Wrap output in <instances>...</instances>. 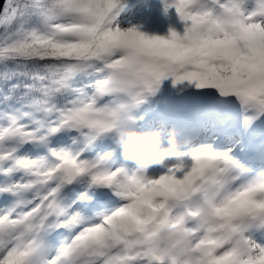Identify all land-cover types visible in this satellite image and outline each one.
<instances>
[{
  "label": "snow or ice",
  "instance_id": "1",
  "mask_svg": "<svg viewBox=\"0 0 264 264\" xmlns=\"http://www.w3.org/2000/svg\"><path fill=\"white\" fill-rule=\"evenodd\" d=\"M121 5L0 0V264H264V0H165L168 36ZM168 77L195 144L149 177L115 130Z\"/></svg>",
  "mask_w": 264,
  "mask_h": 264
},
{
  "label": "rangeland",
  "instance_id": "2",
  "mask_svg": "<svg viewBox=\"0 0 264 264\" xmlns=\"http://www.w3.org/2000/svg\"><path fill=\"white\" fill-rule=\"evenodd\" d=\"M158 3L159 0H122V5L119 9V15H118L119 23L123 27H131L134 25L138 28V30L146 33L149 36L151 35L168 36L170 35V30H175L180 34H183L185 27L179 24L178 22L162 24L156 27L155 29L149 30L148 26H146V21L148 20V14L150 10L154 8ZM172 81H173L172 77H168L162 80L161 85L159 89L156 91V93L150 95L147 98V100L144 103H142L138 109L134 110L133 114L135 117L138 118L134 126L141 129H143L142 128L143 126H146L145 124L140 126L137 125V123L142 122L144 118L149 117L148 116L149 110H154L156 114L158 113L157 115L160 118L159 121L163 122V125H165L166 118H168L167 116H165L166 115L165 113H167L168 111V114H171L177 118V120L172 118L171 120H172V124L176 128L179 127V129L176 130V132H179L178 135H176V137L178 140L181 139V141L178 142V149L180 153L183 154V150L185 147L190 148V145H192L193 147L195 144V141L193 140L194 136L187 134L188 128L190 127L195 128V127L191 123V120L189 121L187 114H182V111H184L183 109L187 108L185 105L186 103L188 104V106L191 104L188 103L189 101H191L194 104V101L192 100L191 96L192 94L194 95L199 94L201 90L197 89L194 83H189L187 81H184L173 84ZM175 90L177 91L183 90V94H180V96L178 97L175 96L172 97L171 94H173L172 92H174ZM175 100H177V102L173 103V101ZM169 102H171L170 104H168L170 105L169 107L170 109L165 110L167 106L166 104ZM191 106H189V108ZM143 109H145L144 112H142ZM161 110L163 111L162 114L160 112ZM183 116L185 117L182 119ZM155 119L156 118L152 120L149 119V121L150 124L154 123L157 126L158 121ZM176 121L178 122L179 125L175 123ZM146 124H148V122H146ZM163 128L165 129V131L168 129V127L165 126ZM189 136H192V139H189ZM164 141H166L167 143L166 139ZM184 142H186L187 145L186 143L185 145H183ZM184 155L187 154L184 153ZM174 157L175 156L165 157V160L162 164H153L148 166L146 168V175H148L149 177H156L162 173L167 172L169 166L173 164V163L170 164V162L176 159V157L175 158ZM183 158L184 160L186 158L190 159L189 156ZM135 165L137 166V164ZM159 167H161L162 169H159ZM148 170H150L151 172L153 171L154 173H151V175H149Z\"/></svg>",
  "mask_w": 264,
  "mask_h": 264
},
{
  "label": "clouds",
  "instance_id": "3",
  "mask_svg": "<svg viewBox=\"0 0 264 264\" xmlns=\"http://www.w3.org/2000/svg\"><path fill=\"white\" fill-rule=\"evenodd\" d=\"M137 119L135 117L115 130V141L122 156L147 168L153 164H162L165 157L180 155L174 128H168L165 131L163 126L158 125L141 129L134 126ZM165 139L167 140L166 144L164 143ZM174 231L167 226L158 227L152 237V250L161 255L167 253L169 251L167 242L173 236Z\"/></svg>",
  "mask_w": 264,
  "mask_h": 264
},
{
  "label": "bare ground",
  "instance_id": "4",
  "mask_svg": "<svg viewBox=\"0 0 264 264\" xmlns=\"http://www.w3.org/2000/svg\"><path fill=\"white\" fill-rule=\"evenodd\" d=\"M171 22H178L179 24L183 25L185 27V21L181 20L179 15L177 14V12L175 11L174 7H169L167 9V11H165V0H159V3L150 10L149 14H148V20L146 21V26H148L149 30L150 29H155L156 27L162 25V24H167V23H171ZM173 94H171V96H175L178 97L180 96L179 91L175 90L174 92H172ZM192 100L194 101V104L189 101L188 103L191 104L189 106H191L189 108L188 104L186 103V109H183L184 111H182V114H187V117L189 119V121L191 120V123L193 124L194 127H196V123H197V117H198V110L200 107V98L198 95H194L192 94L191 96ZM162 114V110L160 111ZM160 114V115H161ZM167 117H170V119H175L177 120V118L171 114H169ZM185 116L182 117V119ZM172 123V120H171ZM176 124H178V122H175ZM179 125V124H178ZM172 126V125H171ZM170 126V127H171ZM174 127V126H173ZM175 131L179 129L175 128ZM188 135H193L195 134V128L190 127L188 128ZM185 138V137H184ZM189 139H192V136H189ZM181 141V139H179V142ZM191 163L189 158H186L184 160V164H185V170H187L188 165ZM159 169H162L161 167H159ZM149 175H151V173H154L153 171L151 172L150 170H148ZM178 175L181 173H177Z\"/></svg>",
  "mask_w": 264,
  "mask_h": 264
}]
</instances>
